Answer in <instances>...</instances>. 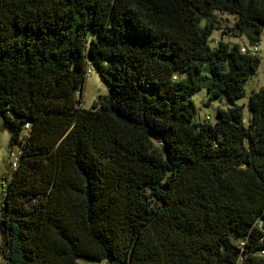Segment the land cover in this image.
<instances>
[{"label":"trees","instance_id":"1","mask_svg":"<svg viewBox=\"0 0 264 264\" xmlns=\"http://www.w3.org/2000/svg\"><path fill=\"white\" fill-rule=\"evenodd\" d=\"M217 13L264 34V0H0L5 264H264V85L236 102L260 60L209 44ZM88 67L110 93L86 108Z\"/></svg>","mask_w":264,"mask_h":264},{"label":"rangeland","instance_id":"2","mask_svg":"<svg viewBox=\"0 0 264 264\" xmlns=\"http://www.w3.org/2000/svg\"><path fill=\"white\" fill-rule=\"evenodd\" d=\"M218 21L221 23L220 28L215 30L210 39L209 44L214 47L216 43L223 39L230 44H238L239 46L253 47L257 46L258 50L253 54L257 55L260 63L257 71L250 76V78L245 83V95L242 98L236 100L239 105H242L244 111V118L246 121L249 120L251 116V110L248 106V98L253 91L258 90L264 85V34L261 35L260 40L253 44H250L248 38L244 35L236 36L237 33L231 30L234 26L235 16L229 13H217ZM104 75L110 79L108 71L104 69ZM103 75L92 70L88 67L86 71V80L84 82L83 88H80L78 94L81 97V105L83 107H91L94 101H98L101 96L108 95L110 93L109 83ZM82 90V91H81ZM80 91L82 92L80 94ZM195 112L194 121L203 122L208 120L210 122H215L217 119V108L223 107L227 108L229 103L225 98L220 100L214 99L210 100L208 93L205 88L197 91L193 96ZM208 117V118H207ZM10 135L9 133L0 127V206L3 200L4 186L2 184V179L6 176L8 179L11 177L13 169L11 166V161L15 159V156L19 153V145H14L9 147ZM1 240V238H0ZM80 264H107V260H92L85 257L78 258ZM0 264H5L4 257L0 252Z\"/></svg>","mask_w":264,"mask_h":264},{"label":"built area","instance_id":"3","mask_svg":"<svg viewBox=\"0 0 264 264\" xmlns=\"http://www.w3.org/2000/svg\"><path fill=\"white\" fill-rule=\"evenodd\" d=\"M257 50H258V47L257 46H253L251 48L250 47H247V46H241L240 47V51L242 53L254 54ZM19 154H20V151H19L18 155L15 156V159L13 161H11V166H12V169L13 170L17 167ZM240 246H243V241L240 242Z\"/></svg>","mask_w":264,"mask_h":264}]
</instances>
